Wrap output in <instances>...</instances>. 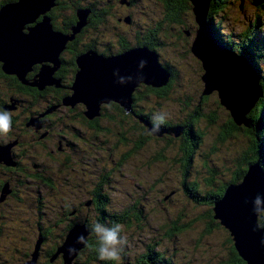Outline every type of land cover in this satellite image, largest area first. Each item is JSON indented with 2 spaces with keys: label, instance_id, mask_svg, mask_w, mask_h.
<instances>
[{
  "label": "flooded vegetation",
  "instance_id": "flooded-vegetation-1",
  "mask_svg": "<svg viewBox=\"0 0 264 264\" xmlns=\"http://www.w3.org/2000/svg\"><path fill=\"white\" fill-rule=\"evenodd\" d=\"M135 1L136 0H97L96 5L98 7L88 12L85 17V24L80 27L77 32L73 33L69 40L64 42L62 45L63 47L59 48L58 44L52 40V43L44 48L47 53L39 54L35 58L38 60L24 67L20 73L22 75L19 79L24 81V83H27L28 79L31 78L38 82L42 76H49L50 80L46 81L47 84H45L39 92L32 90V93L36 94L34 98H28L27 96L23 99L20 98L19 95L27 93L28 90L20 86L19 88L23 90L22 92L14 85L10 77L0 74V103L1 100L5 99L7 96L9 101H12V98H14L11 104L4 106L0 104V110L8 112L11 117V130L6 135L0 134V148L6 147L9 152L8 161L5 162H12L13 167L20 169L23 167L22 161L24 159L27 164V160H38L42 168L45 169L43 175L38 173L35 176L36 184L41 182V180L43 182L39 183L38 186L52 189L49 186H45L47 183H51L61 190H63L64 187L65 199L67 195L69 200L76 201V195H80L82 200L88 204L89 207L82 211L76 209L72 202L69 203L67 213L69 214L74 211L72 214L79 217L78 219L75 216L80 224L85 222L103 224L107 223V220H110V223L114 225L115 220L123 213H126V217L129 218L131 212L135 209L133 205L135 203L139 204V202L135 201L132 197V183L125 189H119L117 187L118 181L110 178L109 172L104 166L100 164L99 167L96 168L95 165L102 160L100 154H103V157H112V152L116 150V147L122 149L119 154L121 156L119 162L125 158L128 159V156L132 155L128 145L130 142V131L133 130V127L131 124H128L127 130L129 134L126 136L123 135L121 139L114 138L110 127V124L113 127V123H108L106 121L108 118L107 115H116L117 111L121 114L125 112L115 101L109 100L98 104V116L94 118L97 121H93L94 119L86 120L82 116L81 113L85 109V104L83 102L74 101L73 103L61 104L60 100L64 96L67 97L71 95L73 81L81 70L86 72L95 67V78L102 79L104 76L103 71L106 70L103 64H117V58L131 49L142 47L150 51L153 50L160 64L162 65V62L166 63L161 56L159 51L160 47L158 45L147 46L142 42L143 39L149 38L160 42V38L154 37L152 31L160 33L168 30L172 32L175 40L180 45L189 47L196 30V22L194 18H192L189 0H151L154 6L151 14L147 16V22L146 20L141 21L137 16ZM211 1L212 0H210L209 3ZM169 8H175L176 14L172 17H168V19L177 16L178 18L174 21H170L172 24L167 27L166 24L168 20H166V13ZM207 10H209V8ZM67 11L70 16V8ZM67 11L66 17L61 18L58 16L61 24L60 28H56V26L53 25V19H56L54 14H52L50 10L45 13L52 31L70 35L72 21L67 18ZM208 13L209 11L207 14ZM40 19L41 15H38L32 22L24 24L21 28V33H27V28L38 23ZM138 34L145 35L139 36ZM189 53L191 54L190 49ZM77 57L79 60L83 58L84 62L78 65L76 61ZM31 60L33 59H30V61ZM1 67L0 63V68ZM165 69L170 73V78L167 83L168 87H170V85L173 84L171 72L173 71L175 74V70L168 65ZM29 70L33 71L31 75L28 74ZM13 74L14 73L10 75ZM34 74H36L35 77H33ZM43 82L45 81L42 80L41 84ZM36 85L38 86L39 84L36 83ZM145 87L148 86H145L143 83H138L137 86L133 88L131 92L132 104L127 108L124 114L126 118L132 120L134 124L140 128L141 132H146L147 130L144 126L142 127L141 124L136 122V119H134L136 118L135 113L129 112L128 110L135 111L138 107L142 108V106L138 104L135 105L134 93L136 91L139 95L144 89L147 90ZM164 91L163 88H160L152 92L160 96ZM168 91L169 90H167V92ZM12 93H14L15 96H13ZM51 96H54V103H50L49 100H47ZM137 97L139 98V96ZM29 119L30 121H28ZM189 124L191 123H188V125ZM168 133L169 134L165 135L164 140L170 139V132ZM145 137H149V135L146 134L140 139L134 135L132 139L134 143L143 144L145 143ZM135 146L136 145L133 144V149ZM86 157L90 159H86ZM0 162H2L3 165V161L0 160ZM109 164L117 167V164H114L113 161H110ZM0 167L3 168L1 165ZM67 168L70 169V173L77 174L73 177V180L76 177H80L81 179L77 182L72 180V185H68L66 182V175L68 174H66ZM83 172L93 174L94 176L84 181L82 179ZM8 184L4 197L0 198V242L2 243L5 240H10L11 237L18 236L20 233L17 227L12 229L10 224L7 225L5 223L12 222L11 220L14 218L11 211L13 203L18 200L22 202L23 200H21L18 195H23L28 207L36 211L37 219H43L42 221L49 229L47 236L45 234L46 230L39 227L37 228L41 229L44 233L41 235V244L32 262H43L42 260L45 259L44 257L46 255L44 251L53 247L49 246L50 243L52 242V244L54 243V245H57V241L61 238L62 241L64 240L66 236V224H72L71 219L66 221V215L63 213H60L58 217L52 216L51 209L54 204L51 203L46 196L42 202L36 201L34 204L29 197V194L32 192V190H30L31 188L27 186L29 189H23L21 185L13 181V178ZM110 187H113L116 192H120V195L116 198L103 195L102 191H104V189L110 190ZM70 194L74 197L69 196ZM47 195L50 196V192H48ZM102 198L105 199L108 208L98 211L95 206L97 202H101ZM71 204L73 208H70ZM35 207L38 209V212ZM39 210L44 211L39 212ZM21 214L22 213L19 212L17 216ZM94 220H96L95 223ZM61 222H65V227L60 229L58 225H62ZM128 230L129 227L123 229L121 235L123 236L126 234L129 239V245H132ZM6 231L16 232L8 234L9 232L6 233ZM24 232L28 235L20 237L19 240L26 243H28L29 240L32 241L33 236L38 235V233H34L31 226L29 230ZM3 248H5L4 244L2 245V249ZM8 254L11 258H17L20 252L12 249ZM56 256L57 254L55 252L47 255L46 257L48 260H46V264H59V259H54L55 261L52 260ZM4 259L0 258V264H22L26 260L20 257V261L17 260L11 263L8 262L6 258Z\"/></svg>",
  "mask_w": 264,
  "mask_h": 264
},
{
  "label": "rangeland",
  "instance_id": "rangeland-1",
  "mask_svg": "<svg viewBox=\"0 0 264 264\" xmlns=\"http://www.w3.org/2000/svg\"><path fill=\"white\" fill-rule=\"evenodd\" d=\"M244 1L245 0H242V6L246 11H240V0H224L223 10H217L216 13L217 18L222 17L223 19V22L220 24V29L223 30V34L227 33V35H231V42L238 41L236 35L240 30V38H242V35L246 30V27L244 25H246L248 21L252 19L254 20L256 16L258 17V22L264 25V13L259 14L256 9H254V5H252L251 3L248 5L246 1ZM40 3L44 5L46 4L45 2ZM66 3H68V0H66ZM135 4L137 16L141 21L146 20L147 22V16L151 14V11L153 10V3L151 2V0H136ZM67 6L68 5L66 4V10H69ZM260 24L258 25V27H260ZM164 32L167 36L165 38H162V40L166 45L162 49L160 48L159 51L162 58L167 61L169 65L175 70L176 75H174V78L172 80V88L176 89L175 93L184 90L186 91L185 95L197 96L202 88V84L199 80L201 71L198 62L192 59L191 54L188 53L189 51L186 52V46L180 45L175 40L172 32L168 30ZM42 53H47V51L44 50ZM23 67L24 64L22 65V61H17L12 65L10 69L16 71L17 73H21ZM21 75L22 74H19L20 78ZM42 80L46 82L49 81L50 78L49 76H42L40 78V81ZM211 93L212 94L209 93L208 95H206V98L204 100H199V102H195L190 107H184L183 105L175 101L176 97L172 93V90H169L168 92L164 91V93L160 96L156 95L153 92L143 90L138 95L139 98L137 100L138 103H140L147 109L152 110V108L158 106L155 109H158V111L163 113L165 117L170 116L171 119L173 118V121L171 119L169 120L170 124H187V121L191 120L193 128H198V126L202 128V142L197 143L196 148L192 153V162L188 166V172L186 175H196L197 184L194 187V197H188L183 191V186L181 184L179 185L180 182L178 183L177 179L175 178V176H179L181 172L179 170L176 171L172 166H170V164H166L162 160V157H172L180 154L181 150L178 145H176L177 139L176 137L172 136V133H170L169 140H164L160 138L164 134L159 135V133H156V131L150 130L149 137H145V143L143 144L134 143L133 139L130 137L128 146L131 149L132 155H129L128 159H124L121 162H119L121 159V156L119 155V149H116L114 152H112V157H103V154H100L102 156V160L100 163L95 164L96 168H98L99 165L102 164L104 168L109 172L110 178L116 179L118 181L117 187L119 189H125L132 183V197L135 201L139 202V204H136V207L134 209V212L138 213L139 217L136 220H132V223L128 230L132 245H129L128 236L124 234L123 237L126 238L127 244L123 247L120 256L124 254L125 257H131L132 259V257L137 254V260H139V256L142 253H146L149 257L144 259L143 264H219L220 260L227 257L226 240H229L228 238H230L229 241L233 242V235L230 234V232L224 235V233L218 228L212 229L210 233L202 234V231L205 229V227L203 228L202 220L197 219V217L204 211L206 205L211 206L212 202L214 201H212V199L205 200V193H207V188L213 177L215 176L216 178L217 176V181L226 183L229 182L233 174H237L239 170L244 169V157H250L252 155L248 154V151L251 148L256 149V154L258 153L259 147H252V145H255L253 141H256V144L260 145L261 140L264 137V129L262 130V133H260L261 125L257 124L256 129H254L257 131V136L252 139L253 134L252 136L249 135L248 137L243 138V135L238 127L234 128L236 130L235 134L230 136V131L232 130V128H229L227 136H224L226 140L221 143L215 142L219 149L210 154V157H205V167L209 166L214 168L216 175H214L211 170H203L201 168V163L203 161L201 154L206 152L209 143L214 141V139H209V137L216 135L217 138L215 141H217L218 137L222 134L221 130L224 129V125L222 124V122H224L227 117H229V114L226 112L227 109L220 104L219 97H217L216 92L212 91ZM143 106L138 110L143 111ZM197 108L202 112L203 115L200 119L196 120L194 119V114L197 111ZM215 115L219 116L218 119L215 118V122L208 124L207 120L209 118L207 117H214ZM140 123H142L146 127V124L143 120L140 121ZM133 134L136 135L138 139L146 135L145 132H141L138 129L134 130ZM169 143H171L170 147L165 150V147ZM133 144L136 145L134 149L132 147ZM8 154V148H0L1 161H8ZM86 159L90 158L86 157ZM110 161H113L114 164H117L118 162L119 163L117 164V167L115 165L111 166L109 164ZM66 174V182L68 183V185H72L71 181L77 174L70 173L69 168L66 169ZM82 175V179L84 181H87L89 178H92L94 176L93 174L87 172H83ZM241 176L235 182L230 183H239L241 180ZM80 179V177H76L73 181L77 182ZM205 179L209 180L205 181ZM228 184L229 183H226V185ZM53 186L56 185L53 184ZM49 192L51 196L46 195V198L51 203L54 204L55 200L59 197L57 202L51 209L52 216L58 217V215L60 214L59 200L64 195L61 196V192L58 191L54 192L51 190ZM107 194L113 198H116L120 195V192L108 191ZM18 196L21 200H25L23 198V195L19 194ZM69 196L74 197L72 194H70ZM240 197H242V195H240ZM256 197H254V199ZM254 199L252 200V202L254 201ZM262 199H264V197H262ZM66 200L69 201L67 195ZM76 200L81 202L82 211H84L85 208L89 207L88 204H86L84 200H82V197L80 195H76ZM78 201H72V204L76 209L80 208V203ZM127 201L129 202L128 198ZM76 202L78 204H76ZM72 204L70 205V208H73ZM239 207L242 208L241 206ZM21 209H23L21 202L13 203L11 211L14 215V218L11 220L12 222L9 223L12 229H15V227L22 228L17 218H15ZM42 211L44 210H41V212ZM178 211L180 212V216L177 219L178 226L184 224L185 220L188 219V217H186L187 213L190 216L194 217V219L196 220L188 229L178 232L174 237H170V240L166 239L165 237H163L164 224L166 222H171L174 219L173 214ZM67 212L68 210H66V221L71 219L72 224H70V226L68 225V229L66 224V234L68 230L72 229L76 225H80L82 226V228L76 226L72 230L69 236L71 242L66 244L64 248L62 247L63 250L61 248V255H63V259L65 256V264H86L85 260L87 259V254L86 249H84L85 242L82 243L78 248H75V246L80 244L77 242L75 244V239H77L78 236L83 235L86 241L87 237H89L88 234H90L91 232L88 226L89 224H87L86 222L80 224L78 220L79 217L75 214H72L74 213V211L69 214ZM75 216L78 219H76ZM255 218L256 226L264 230V220H260L264 219V215L255 214ZM235 220L240 219L233 218L230 220V222H233ZM107 221L110 222V220ZM121 221L122 220L119 218L115 221V224L119 223L123 227ZM95 222L96 220H94V223ZM61 224L62 225H58L60 229L65 227V222H61ZM92 224L93 223H91V225ZM24 231L26 230L23 229V231H20L18 236L11 237L12 239L10 238V240H5L2 243L0 242V249H2L3 244L5 246V248L0 250V254L3 255L8 260V262H15L19 260L21 256L19 255L17 258H11L8 253L12 249L20 252V254L21 252H25L28 250L31 241L29 240V242L26 243L19 240L20 237H25L28 235ZM252 231V235L249 236L254 249L257 245L261 246L264 232L256 229L254 225L252 226ZM7 232H9L8 234H10L16 231H6V233ZM197 239H199V241L196 243ZM149 246H151V248ZM70 248H75L76 251L70 253ZM152 253L153 256L150 257ZM68 256L71 257L69 258ZM54 259L60 260V256H56L52 260L55 261ZM44 260L45 259H43L42 261Z\"/></svg>",
  "mask_w": 264,
  "mask_h": 264
},
{
  "label": "water",
  "instance_id": "water-1",
  "mask_svg": "<svg viewBox=\"0 0 264 264\" xmlns=\"http://www.w3.org/2000/svg\"><path fill=\"white\" fill-rule=\"evenodd\" d=\"M189 1L192 4L191 10L194 21L197 24L189 49L191 54L200 62L202 69L200 75V81L202 82L201 94L208 95L215 91L220 104L227 109L226 112L232 118L234 124L244 123L247 125L249 120L244 115L260 95L255 73L247 60L225 48L211 33L210 26L206 21L210 0ZM240 1L241 6L239 7L241 9L242 0ZM258 1L254 0L252 3L256 4ZM53 3L54 0H15L0 7V62L5 72L14 73L19 77L20 73L10 69L15 62L22 61L24 67L30 65L38 60L35 58L45 50V47L52 43V40L58 44L59 48L63 47L64 42L69 40L83 24L82 21L87 14V10L78 9L76 10L77 22L71 27L70 35L52 31L48 18L44 13L49 10ZM38 15H41L40 21L27 28V33H21L23 25L32 22ZM30 59L33 60L30 61ZM117 59V64H103L106 69L103 71V81L95 78V67L86 72L81 70L73 81L72 95L66 97V104L74 101L83 102L86 108L85 116L89 118L97 114L98 104L109 100L117 102L127 110L130 106V93L138 83L161 86L168 82L167 80L170 77L169 71L160 64L153 50L150 51L142 47L135 48L122 54ZM76 61L78 65L84 62L83 58L79 60L78 57ZM141 61L145 63L141 65ZM128 72L129 74L133 72V75H130L129 78L126 77L129 75ZM244 74L246 77L245 85ZM100 86H103V90L98 92ZM91 93H94V95L90 96ZM179 129V127H173L168 129V132L177 134ZM256 196L264 197V171L258 161H253V163L248 164L246 173L242 174L240 182L226 185L223 195L214 200L211 205L213 217L218 219L220 224L233 235V247L236 248L237 254L246 264H264V244L257 245L259 248L256 246L257 248L253 249L249 236L253 233V225L256 229L264 232L256 226L255 213L252 211V200ZM233 218H238L241 221L230 222ZM76 226L82 228L80 225ZM76 226L68 230L62 242L63 248L71 242L69 236ZM262 239L264 240V237ZM76 241L75 239V244ZM40 242L41 240L37 241L38 244ZM81 244L75 246V248H78ZM33 257H36V251L33 253L32 260H34Z\"/></svg>",
  "mask_w": 264,
  "mask_h": 264
},
{
  "label": "trees",
  "instance_id": "trees-1",
  "mask_svg": "<svg viewBox=\"0 0 264 264\" xmlns=\"http://www.w3.org/2000/svg\"><path fill=\"white\" fill-rule=\"evenodd\" d=\"M14 1L15 0H0V7L2 5H4L5 3H12ZM96 1L97 0H71V1L68 0V3H66V0H54L53 5L49 8V10L52 12V14H54V16L56 17V19H53V25L56 26V28H60L61 24L59 22L58 16H60L61 18L66 17V11H67L66 10V4L68 5L67 8H70V16H69L68 11H67V15H68L67 18L70 21H72L71 24L73 26L77 22L76 10L86 9L87 14H88V12L90 10H93V9H95V7H98L96 5L97 4ZM245 1L248 5L250 3L252 5H254V9H256V11L259 14L264 13V0H259L256 4L252 3L254 0H245ZM223 4H224V0H212L210 3H208L209 10H207V12L209 11V13L206 14V21L210 26L211 33L222 43V45L225 48H227L230 51L235 52L238 56L247 60L250 63V67L256 76L257 85H258L259 90H260V95L255 99L253 105L247 110V112L244 115L245 118H247L249 120L247 125H245L244 123H241L239 125H235L232 118L229 116V117H227V119L224 122H222V124L224 125L223 126L224 129L221 130L222 134L218 137L217 141H215L217 138L216 135L209 137V139H214V141L209 143L206 152L201 154V157L203 158V161L201 163V168L203 170L204 169L211 170L214 175H216L214 168L209 167V166L205 167V157H210V154H212L214 151L219 149L217 147V144H215V142L221 143V142L225 141L226 139L224 138V136H227L229 128H232V130L230 131V136L235 134L236 130L234 128L238 127V129L240 130V132L243 135L242 136L243 138H246L249 135L252 136V134H253L252 139H254V137L257 136V131L254 130V129H256L257 124L261 125V132L260 133H262V130L264 129V33H263L264 25H262L258 22V17L256 16L254 18V20L252 19V20L248 21L246 25H244L246 27V30L244 31L242 38H240V31H241L240 30L238 32V34L236 35V38L238 41L237 42H231V40H230L231 35L230 34L227 35V33L223 34V30L220 29V24L223 22L222 17L217 18V14H216L217 10L218 11L223 10ZM191 5L192 4L190 3V9H191ZM48 11H46L45 13H47ZM240 11L242 12V11H246V10H244L243 6H242ZM175 14H176L175 8H169L167 10V13H166V20H168V22L166 24L167 27H169L170 24H172V22H170V21H174L178 18V16H177V17H173V18L168 19V17H172ZM191 14L193 16L192 10H191ZM82 22H83V24L80 27H82L85 24V18ZM259 24H260V27H258ZM196 29H197V24H196ZM144 35L145 34L139 35V36H144ZM152 35L154 37H159L160 42H158L156 40H152L150 38L149 39H143L142 42H144V44H146L147 46L158 45L162 49L166 45L165 42L162 40V38H165L167 36L166 33L164 31H162L160 33H156L154 31H152ZM189 48H190V45H189V47L186 46V48H185L186 52L189 51ZM191 57L193 60L198 62L199 67H200V71H201L200 75H201L202 69L200 66V62L192 54H191ZM165 62L166 63L162 62L163 67L166 68L167 65L170 67L169 63L167 61H165ZM1 66H2V63H1ZM0 70L2 72V73L0 72V74H4V75L10 77V79L13 81L14 85L19 90H21L23 92V90L19 88L20 86H23L28 90L27 93L19 95V97L22 99L25 98L26 96L28 98H34L36 96V94L32 93V90H36L39 92L40 89L45 84H47V82H44L41 84V83H39V81L37 82V81L33 80V78L28 79V82L24 83V81L19 79V77H17L16 75H14V74L10 75L12 73L4 72L2 70V67L0 68ZM30 70H29V72L28 71L27 72H28V74L31 75L33 73V71H30ZM171 74L173 76L172 78H174V75H176V73L174 74L173 71L171 72ZM35 75L36 74H34L33 77H35ZM199 80H200V76H199ZM167 81H169V79ZM36 83H38L39 85L37 86ZM167 83L168 82H166L165 84H163L161 86L145 85V86H148L145 88L147 89V91H150V92L155 91L156 89H160V88H163L166 92H167V90H172V93L176 97L175 101H177L178 103H180L184 107H190L195 102H199V100L201 101V100H204L206 98L207 94H201V90L199 91L197 96L185 95L186 91H184V90H181V91L175 93L176 89H173L172 85H170V87L172 88L171 89L170 87H168ZM51 84H53V83H51ZM201 84H202V82H201ZM210 94H212V93H210ZM12 95L15 96L14 93H12ZM137 96H138V94L135 91V93H134L135 105L139 104V106H143L137 102V100H138ZM53 97L54 96H51L47 100H49L50 103H54L55 99ZM13 100H14V98H12V101ZM65 100H66V96H64L60 100L61 104H66ZM12 101H9L8 96H7L5 99L1 100L0 104H1V106L8 105V104H11ZM131 104H132V101H131V93H130V106H131ZM118 105L121 106L123 108V110H125V112L127 111L124 106H122L120 104H118ZM156 107H158V106H156ZM53 108H54V106H53ZM138 108H140V107H138ZM138 108H136V109L138 110ZM155 108H152V110H151V109H147L146 107H144L143 111H140V110L137 111L136 109H135V111H131L130 109L128 110L129 112L135 113L136 118H134V119H136V122L138 124L143 125L142 123H140V121H142V120L145 122L146 127L144 125L143 126L145 127V129L147 131L146 132L144 131V132L148 135L150 134V130L154 129V126H155V119L154 118L157 117L158 115L163 114V113L159 112L158 109H155ZM85 109L82 111L81 114L86 120H92L95 118V116H98L97 114H95L94 116H92L90 118L85 116V113H84ZM125 112H123L121 114L120 112L117 111L116 115H107L108 118L106 121L108 123H113V127L111 124H110V127H111V130L113 132L114 138H116V139H121L123 135L126 136L127 134H129V131L127 130L128 124H131V126L133 127V130L130 131V137L131 138L134 137V134H133L134 130H136V129L140 130V128L136 124H134V122L132 120H130L129 118H126V116L124 115ZM194 115H195L194 119L197 120V119H200L203 114L197 108V111L195 112ZM218 117L219 116H216V115L214 117H212V116L207 117V118H209L207 120V123L211 124V123L215 122V118L218 119ZM139 119H142V120H139ZM170 119H171L170 116H168V117L164 116V121H163V123L160 124L161 126L159 127V130L156 131V133L164 134L162 137H160L161 139H164L165 134L168 133L167 132L168 129H171L173 127H179L180 129L177 132V134H173L172 132H170V133L173 134L172 135L173 137H176V139H177L176 145H178V147L180 148L181 151H180V154H177V155L172 156V157H162V160L166 164H170V166H172L176 171L179 170L181 172L180 175L177 177L175 176V178L177 179L178 183L180 182L179 185L181 184L183 186V191L185 192V194L188 197L192 198V197H194V194H193L194 187L197 184L196 175H193V174H191L189 176H186V175L188 172V166L192 162V153L194 152V149L196 148L197 143L202 142V136H203L202 128L200 126H198V128H193L191 120H188L187 124H183V123L170 124V122H169ZM171 120L173 121V118ZM28 121H30V119ZM93 121H97V120L94 119ZM188 123H191V124L188 125ZM181 130H182V132H181ZM253 142L255 143V145H252V147H256V146L259 147L258 153L256 154L257 150L254 148L249 149L248 154H252V155L250 157H244V160H243L245 163L244 169L239 170V172L237 174H233L231 176V179L229 180V182H226V183L235 182L236 180H238L240 178V176L243 174V172L246 171L248 164L253 163V161H258L260 167L264 171V137L261 140L260 145H257L256 141H253ZM170 144L171 143H169L165 147V150H167L170 147ZM116 149H119L120 152L122 151V149L119 147H116ZM22 162H23V167L20 169H16L15 167H13L12 162L7 163V162L3 161V165H2V162H0V165L3 166V168L0 167V192H1L0 198L4 197L5 191L7 190L8 185H9L8 183L13 178V181L15 183L21 185L23 189L27 190V189L31 188L30 190H32V193L30 194L29 197L34 204L36 203V201L42 202L45 199L44 197L51 190L54 192H56V191L61 192V196H63V195L64 196L63 197L60 196L61 198L59 200L60 201L59 213H63L64 215H66V210L68 209L69 203L72 201L71 200L67 201L65 199V194H64L65 188L63 187V190L58 189L56 186H53L51 183H47L45 186H47V187L49 186L52 189L44 188L42 186H38L39 183H43V182L41 180V182L36 184L35 183L36 182L35 176L38 173L40 175H43L45 172V169L42 168V165L38 162V160H36V161L27 160L28 164L26 163L25 159ZM158 178H161V177H158ZM217 179H218L217 176H216V178L214 176L213 179L211 180V182L209 183V186L207 188V193H205V200L206 199H210V200L212 199V201H213V200L220 198L223 195L224 187L226 186V183H223L221 181H217ZM208 180L209 179H205V181H208ZM108 191L116 192L113 189V187H110V190L104 189V191H102L103 195H108L107 194ZM122 195H123V193H122ZM58 198L55 200V203L57 202ZM76 201H78V200H76ZM17 202H19V200ZM78 202L80 203V208L78 206V208H79L78 210H81L82 204L80 201H78ZM21 203H22L23 209H21L20 212L22 214L20 216L15 217V218H17L18 222L22 226V228L21 227L18 228L19 232L23 231V229L29 230L30 226H31L34 233L35 234L38 233V235L33 236L32 241H31V245L29 246V249L25 252H21V254H20L21 259H23V258L26 259L22 264H46L47 263L46 260H48V258L46 256L53 254L54 252L57 254V256H60V263L59 264H64L63 255H61V248H62V242H63L62 238L59 241H57V243H58L57 245H54V243L52 244V242H51L49 246H53V247L46 249L44 251L46 253V255L44 257L45 261H43V262H32L33 253L35 251L37 253L39 246L41 244V242L38 244L37 241L39 242L41 240V238H42L41 235H42V233H44L41 231V229H37V228L39 227V228H43V230H46L45 234L47 236L49 233V229L46 227V224L42 221L43 219H40V220L37 219L36 211L33 209H30L25 200H23ZM76 204H78V203L76 202ZM136 204L137 203H135L133 206L136 207ZM95 207H96V210H98V211H100L101 209H107L108 208L106 206V201L104 198L101 199L100 203L97 202ZM36 210L38 212L37 208H36ZM39 212H41V210H39ZM173 215H174V219L171 222H166L164 224V230H163V237H165L166 239H169V240H170V237H174L178 232L185 230V229H188L193 224V222L196 220V219H194V217L190 216L187 213L186 217H188V219L185 220L184 224L178 226L177 225V219L180 216V212L179 211L175 212ZM126 216H127L126 213H123L121 216H119V218L122 220L121 223L123 224L122 230L130 227L132 220H136L139 217L138 213H136L134 211H132L131 216L129 218H127ZM119 218H117V219H119ZM197 219H201L202 220V226H203V228L205 227V229L202 231V234L210 233V231L212 229H216V228L220 229L224 233V235H226L228 233V231L220 224L218 219H215L213 217V211H212L211 206L206 205V208L204 209V211L202 213L199 214ZM260 220L263 221L264 219H260ZM58 222H59V220H58ZM5 224L8 225L9 223H5ZM87 224H89L88 226H89L91 232H90V234H88L89 237H87V239L84 243V247H85L84 249H86V254H87V259L85 260L86 264H140V263L143 264L144 259L149 257L148 254L142 253L139 256V260H137V254L135 256H133L132 259H131V257L127 258L124 256V254H122L120 256L119 261L117 260L118 263H117V261H102V260H100L99 255H98L99 242H98V239H97L95 232L93 231L94 225L93 224L91 225V222L87 223ZM102 225H105L107 227L113 226V224L110 222L103 223ZM69 226L67 225V229L69 228ZM218 226H220L222 228H220ZM228 239L230 240V238H228ZM130 240H131V238H130ZM229 240H226L227 257L225 259L220 260L219 264H246V262L239 257V255L237 254V252L235 251V249L233 247L232 242ZM193 241H194V239H193ZM198 241H199V239L196 240V243ZM149 247L151 248V246H149ZM152 256H153V253L151 254L150 257H152ZM0 258L4 259L5 257L0 254ZM140 259H142V260H140Z\"/></svg>",
  "mask_w": 264,
  "mask_h": 264
},
{
  "label": "clouds",
  "instance_id": "clouds-1",
  "mask_svg": "<svg viewBox=\"0 0 264 264\" xmlns=\"http://www.w3.org/2000/svg\"><path fill=\"white\" fill-rule=\"evenodd\" d=\"M145 62L141 61V65ZM155 119V126L153 131L159 130V125L164 121V115H158ZM11 130V117L6 111H0V134L6 135ZM253 212L257 215H264V199L257 196L253 201ZM98 242V255L102 261H117L120 259V253L123 247L127 244L125 237L121 235L122 226L119 223L114 224L111 227H107L100 223H97L93 227ZM77 243H84L85 238L83 235L77 237ZM264 244V240H262ZM76 251L75 248H70L69 252Z\"/></svg>",
  "mask_w": 264,
  "mask_h": 264
},
{
  "label": "bare ground",
  "instance_id": "bare-ground-1",
  "mask_svg": "<svg viewBox=\"0 0 264 264\" xmlns=\"http://www.w3.org/2000/svg\"><path fill=\"white\" fill-rule=\"evenodd\" d=\"M128 74H129V73H128ZM130 75H133V72H131V73H130L129 75H127L126 77L129 78ZM243 79H244V85H245V82H246V81H245V79H246L245 74H244V78H243ZM100 80L103 81V78L100 79ZM100 84H101V83H100ZM122 86H123V85H122ZM243 87H244V86H243ZM243 87H242V88H243ZM102 90H103V86H100V88H99L97 91L99 92V91H102ZM243 92H244V91H243ZM242 94H243V93H242ZM93 95H94V93H91V94H90V96H93ZM76 240H77V239H76Z\"/></svg>",
  "mask_w": 264,
  "mask_h": 264
}]
</instances>
